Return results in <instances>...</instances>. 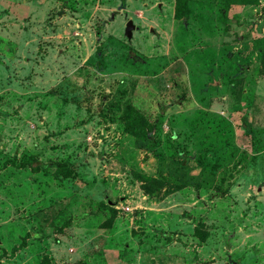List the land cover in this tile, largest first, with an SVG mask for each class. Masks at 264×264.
I'll use <instances>...</instances> for the list:
<instances>
[{"label":"rangeland","instance_id":"rangeland-1","mask_svg":"<svg viewBox=\"0 0 264 264\" xmlns=\"http://www.w3.org/2000/svg\"><path fill=\"white\" fill-rule=\"evenodd\" d=\"M181 1L0 0V264H264V0Z\"/></svg>","mask_w":264,"mask_h":264},{"label":"trees","instance_id":"trees-1","mask_svg":"<svg viewBox=\"0 0 264 264\" xmlns=\"http://www.w3.org/2000/svg\"><path fill=\"white\" fill-rule=\"evenodd\" d=\"M181 4H186V3L182 0L181 2H179L177 9L180 10ZM263 60H264V52H263ZM128 130L131 131V132H134V133H136L137 135H140V136L145 135V134H146V132H145V131H146V128H145V122H142V121H140V122H136V119L133 118L132 121H130V124H129ZM35 162H36V160H31V161H30V164L33 165ZM38 167H39V166L35 167L34 170H35V171L39 170ZM140 179H141L142 181L145 180L146 182L152 181L151 178H146V177L141 176V175H140ZM143 179H144V180H143ZM145 181H144V182H145ZM145 187H148V186L145 185ZM145 190H146V193H148V194H149L150 196H152V197H157V196H159L160 193H161V189H160V188H153V189L150 188V190H147V189L145 188ZM196 234H197L200 238L203 239V237H202L201 234H200V229H199V227L196 229ZM171 239H172V238H171Z\"/></svg>","mask_w":264,"mask_h":264},{"label":"water","instance_id":"water-1","mask_svg":"<svg viewBox=\"0 0 264 264\" xmlns=\"http://www.w3.org/2000/svg\"><path fill=\"white\" fill-rule=\"evenodd\" d=\"M137 29V27L135 26L134 22L132 20H130L127 25H126V30H125V34L127 36V38L129 40H132L133 35H134V31Z\"/></svg>","mask_w":264,"mask_h":264}]
</instances>
